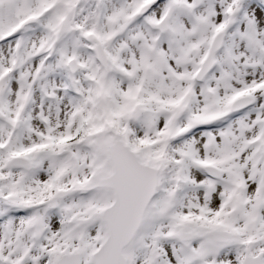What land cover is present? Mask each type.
Segmentation results:
<instances>
[{
  "label": "snow or ice",
  "instance_id": "6c2138e0",
  "mask_svg": "<svg viewBox=\"0 0 264 264\" xmlns=\"http://www.w3.org/2000/svg\"><path fill=\"white\" fill-rule=\"evenodd\" d=\"M0 264H264V0H0Z\"/></svg>",
  "mask_w": 264,
  "mask_h": 264
}]
</instances>
